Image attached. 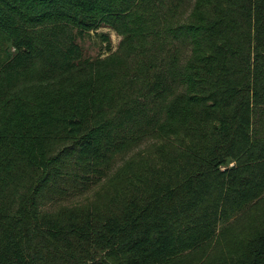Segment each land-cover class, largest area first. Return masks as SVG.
I'll use <instances>...</instances> for the list:
<instances>
[{
  "label": "trees",
  "instance_id": "16d2710c",
  "mask_svg": "<svg viewBox=\"0 0 264 264\" xmlns=\"http://www.w3.org/2000/svg\"><path fill=\"white\" fill-rule=\"evenodd\" d=\"M0 264H264V0H0Z\"/></svg>",
  "mask_w": 264,
  "mask_h": 264
},
{
  "label": "rangeland",
  "instance_id": "374dc122",
  "mask_svg": "<svg viewBox=\"0 0 264 264\" xmlns=\"http://www.w3.org/2000/svg\"><path fill=\"white\" fill-rule=\"evenodd\" d=\"M103 34L109 35L110 44H108V42L104 40ZM120 40H121V36L112 29L107 27H101L95 31L84 33L78 39L79 43L84 47L86 53L91 57L96 56L97 54H105L107 52V48L115 49L118 46ZM151 143L152 140H148L147 142L140 144L135 148L133 147L126 156L133 154V152H136L144 147L148 149ZM121 163H122V159L120 160V162L117 163L116 167L120 166ZM107 189H108V181L106 179L102 182L96 183L94 186H92L89 190H87L81 195L78 196L73 195L67 197V199L62 201V203L63 205L83 204L96 199H100L104 197V194Z\"/></svg>",
  "mask_w": 264,
  "mask_h": 264
}]
</instances>
